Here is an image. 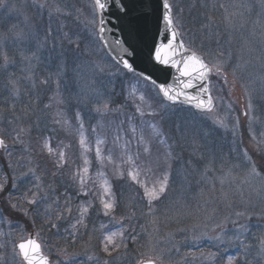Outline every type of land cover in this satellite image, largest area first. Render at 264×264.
Wrapping results in <instances>:
<instances>
[{"label":"rangeland","instance_id":"rangeland-1","mask_svg":"<svg viewBox=\"0 0 264 264\" xmlns=\"http://www.w3.org/2000/svg\"><path fill=\"white\" fill-rule=\"evenodd\" d=\"M18 1L23 4L4 0L5 6L0 7V13H13L18 22L16 26L10 25L13 27L10 28L12 32L8 36L9 45L5 46L6 42H4L3 47H0V53L6 52L15 61L6 70L0 69V127L6 133L9 132L17 125L14 116H23L25 106L33 101L31 107L34 109V114L30 112L20 121L21 126H32L30 136L24 137L29 151L23 150L24 145H17L11 149L13 155L9 158L2 150L0 176H7L10 182L14 174L19 175L20 172L27 171L28 167L38 165L37 174L41 176L44 188L51 186L53 189L47 193L49 202L58 199L63 206L65 200L70 198L73 208L71 216L66 213L64 220H54L59 225L57 229L43 224L44 205L42 204L41 217L36 219L35 225H32L30 218L19 217L21 226L25 223L29 225V230L24 231L22 235L26 238L29 231L42 232L39 239L45 242L46 252L50 254L52 264H65L66 255L59 251L60 248H66L68 255L78 254L72 261H68V264H79L81 261L102 264L106 259L110 260L111 264H137L139 260L153 255L150 251L153 246L163 251L162 264H226L229 255L237 257V264H264V256L258 255L259 250L255 251L259 247L260 239L264 238V187L255 182L251 185L244 183L245 169L239 166L237 155L228 153L232 146L236 152V144H240L241 141V148L244 146H247L249 150L253 148L250 127L257 138L260 137V133H264V101L259 100L261 91L264 90V43L260 36V25L264 24V4L261 0H198L194 8L193 3L187 0H177L178 7L183 9L184 30L181 38L186 46L198 50V47L213 41L216 50L223 51L228 57L225 69L228 85L222 86L220 78L211 77L217 89L213 94L223 97V100L216 101L217 111L225 118L228 127L213 128L209 124V127L204 129L209 132L208 136H198L193 133L185 140L181 138L177 129L184 125L186 118L190 116L181 111L170 109L164 113L163 120L159 117L154 121L148 117L144 118L162 127L163 132L171 137L169 143L172 144V156L165 165L170 173V184L166 197L157 205L154 214L158 221L156 224L151 223L153 215L148 214L146 202L140 199L142 190L129 180H120L115 176V164L120 163L124 152L123 145L131 136L130 131L128 135L124 134L120 122L125 121L123 129H129L130 124L126 117L133 116L132 125L137 126L136 135L139 136L141 133V118L135 114L132 100H126L133 82L119 76L105 75L99 78L102 79L107 92L104 99L110 103L112 109H118L104 117L90 112L91 105L87 101L82 102L84 100L82 94L88 91L90 77L77 76L75 67L77 64L88 61L100 62L103 58V52L98 51L100 44L92 46L90 37L84 30L89 0H48L49 4L58 5L62 11L71 10L72 16L67 17L62 15L49 17L48 10L37 11L32 7L33 0ZM241 3L248 6L247 10L232 6ZM221 4L226 6L229 13L245 12L246 23L243 28L239 26V18L234 21L235 27H226L224 19L226 9L221 8ZM76 9L80 10L78 19H74L77 16ZM18 15L21 16L20 20ZM209 17L213 23L210 28H205L203 26L208 23ZM257 20L260 24L256 23ZM60 25H66L65 31L72 29V37L79 38V49H75L74 46L70 49L67 41H63V47H61L60 36L57 35ZM49 29L56 36L55 47H53L52 38L49 37L47 45L39 48L37 59L31 61L22 59L20 53L23 51L25 55H31V52L36 51L37 41L43 42ZM18 31L34 34L35 38H30L24 43H16L12 35ZM199 51L207 53L203 50ZM77 52L81 56L80 60H76ZM0 64H3L2 55H0ZM10 77L19 81L18 98H14L10 89L6 87ZM45 79L48 83H41ZM95 87L99 88L100 84H96ZM137 88V95L140 93L145 95L143 106L145 111H148L147 105L154 103L147 97L143 84L138 85ZM246 89L252 92L253 99L257 101L254 112L250 114L251 123L249 117L243 115L248 102ZM151 95L154 96V93ZM53 97L61 103L57 104L54 99H51ZM137 103H140L138 99ZM46 104H50L51 107L46 109L44 107ZM229 105H231V111H229ZM58 109L69 121V124L63 128L52 123L53 114ZM77 112H80L83 117L86 142L90 148L87 152H84L79 144V125L75 119ZM237 120L239 126L235 128L236 136L233 137V124ZM9 121L12 123L9 124ZM196 123H199V119ZM93 127L97 129L96 132H92ZM118 134L121 139L116 142ZM218 134H221L220 138H217ZM46 137H51L53 148L58 145L61 147L68 145L65 149L68 164L64 168L56 169L53 163L54 158H49L47 153H40V141ZM97 138L104 140V144L100 147L105 156L112 155L114 164H108L105 161L102 166L97 161L95 155ZM8 143L11 147V139ZM151 149L152 156L143 158L142 166L144 167H147L148 161L155 160L158 149L164 151L167 145L161 146L154 140ZM130 151L132 154L137 152L135 142H132ZM140 151L142 152V148ZM27 157H31V164ZM85 157L90 161V175L96 181L95 187L91 182L89 183L93 193L87 196L78 195L79 183L74 184L72 181V174L84 167ZM168 165L170 168L167 167ZM152 166L155 167V164ZM124 167L127 168V165ZM206 168L210 171L206 172ZM100 171L105 172L107 179L113 185V191L119 201L114 215L125 228L128 237L125 241L127 248H120L118 252L112 254V257L101 251L100 241L106 233L102 225L112 228L110 224L114 226V222L110 217L103 215L99 199L94 194L102 182V178L97 175ZM221 177L224 179L223 185L220 183ZM31 186V182L25 183L20 191L23 192L25 188ZM222 192L228 194L231 208L226 207L221 196ZM86 201L92 202L89 214L85 218L87 227L78 225V231L73 237L71 233L75 230L71 228V225L75 223V217L79 215L76 208ZM165 209L168 211L165 212ZM236 212H243L245 215L236 217ZM210 216L213 217L212 220L207 219ZM225 216L238 219L239 224L246 226L248 231L236 239L237 227L230 221L223 223ZM215 223H222L225 232L221 233L218 229H214ZM42 224L43 227H41ZM205 224L207 228L204 227ZM194 225H196L195 228ZM205 232L207 237L193 239L194 235L200 236ZM59 235L65 238L60 245L56 240ZM217 235L221 237L220 240L208 239ZM20 236V228L12 227L7 222L0 223V243H7L6 249H0V255L6 257L5 264H13L10 255L12 244L8 241L18 240ZM133 236L136 238L135 241L132 239ZM241 241L252 245L246 255L243 251H237ZM209 253L214 256L208 258ZM89 256H93L94 259L89 260Z\"/></svg>","mask_w":264,"mask_h":264},{"label":"snow or ice","instance_id":"snow-or-ice-1","mask_svg":"<svg viewBox=\"0 0 264 264\" xmlns=\"http://www.w3.org/2000/svg\"><path fill=\"white\" fill-rule=\"evenodd\" d=\"M264 4V0H261ZM4 0H0V7H4ZM236 8L246 9L248 6L244 3L239 5H232ZM32 7L37 11L48 9L49 17L62 15L72 16L71 10H63L58 5H51L48 0H33ZM67 7V6H66ZM221 8L226 6L221 4ZM79 18L80 10H75ZM245 12H227L224 17L226 27H235L234 21L239 18L240 27L243 28L246 21L244 19ZM208 23L203 27L210 28L213 23L209 17ZM257 24L260 21L257 20ZM66 25H60L57 30V35L60 36L61 47L63 41H67L70 49L74 46L75 49L80 48L79 38L74 39L71 35L72 29L65 31ZM262 43H264V24L260 25ZM84 30L90 37V44H100L98 51L103 52L102 61H88L83 64H77L75 72L77 76L90 77L88 82V91L83 93L84 101H87L90 106V112L98 116L104 117L110 112H116L118 109H112L110 103L104 99L107 95L104 89L101 77L107 75L108 77L119 76L121 78L130 79L132 87L128 90L126 100L131 99L132 105L135 109V114L141 118L140 127L141 133H137V126L132 125L133 116H127L126 120L130 124L129 129H123L125 121L120 122L121 130L125 135L129 131L131 136L129 140L125 141L123 145L124 152L121 156L119 164H115V176L117 179L129 180L132 184L137 185L142 190L141 201L146 202L148 214L153 215L152 224H156L157 218L155 212L157 205L163 201L167 195L170 184V173L165 167L167 161L172 156V144L169 143L171 137L163 132L162 127L156 123L144 119L145 117L151 118L154 121L157 117L161 120L164 118V113L167 111H191L192 115L186 118L184 125L178 127L177 131L180 133L182 139H187L193 133L198 136H208L209 132L204 129L209 127L213 128H227L228 125L225 118L219 115L217 111V99L223 100V97L216 96L213 93L217 91L216 85L213 84L211 77L216 76L222 80V86L228 85V79L225 72L228 63V57L225 56L223 51H218L215 54L212 52H201L194 47L186 46V43L180 37L183 35V9L178 7L177 0H89L88 15L84 21ZM111 33L112 39L109 40L107 34ZM51 37L53 47L56 44V36H54L51 29L46 33L43 42L37 41L38 47L36 51L31 52V55H25L22 51L20 53L22 59L31 61L37 59V53L40 47L47 45L48 38ZM35 38L34 34H27L22 31L13 33L12 39L16 43H24ZM9 39L8 36L0 38V47H3L4 42ZM3 56V64H0V69L6 70L9 65L15 63L14 59L10 58L6 52L0 53ZM230 56V54H229ZM207 57V58H206ZM81 56L77 52L76 60H80ZM66 67V64H65ZM115 71H112V70ZM41 83L47 84L48 80L45 79ZM100 84L99 88L95 85ZM143 84L146 90L151 94L154 93V104L147 105L148 111H145L143 102L145 95L138 93L137 86ZM10 89L11 95L18 98L20 95L19 81L17 79H8L7 85ZM35 87V84H33ZM248 102L246 104L243 115L249 117L251 123V113L254 112V105L257 103L253 99L252 92L246 89ZM57 104L61 103L55 97ZM137 99L140 103H137ZM260 101H264V90L261 91L259 96ZM30 102L25 106L23 116H14L17 125L9 132L0 127V150H4L10 158L13 155L12 148L17 145H24L23 150L29 151L27 144H25L24 137L30 136L32 126L24 127L20 125V121L29 115L30 112L34 114ZM87 106V105H86ZM47 109L51 107L50 104L44 105ZM231 111V105L228 106ZM75 119L79 125L78 135L79 144L84 152L90 151L87 146L86 137L84 133V122L80 112L76 113ZM199 119V123L196 121ZM12 121H9L11 124ZM52 123L60 125L62 128L69 124L68 119L64 116L61 110H57L53 114ZM39 126L38 124L36 125ZM239 126L237 120L233 124V137L236 136L235 128ZM95 127L92 132H96ZM254 146L251 150L247 146L243 148L240 144H236L237 159L239 166L245 169L244 183L249 185L259 183L264 187V133L257 135L251 127L249 128ZM147 134V135H146ZM11 139V147L8 140ZM121 137L119 134L116 137V142H119ZM158 142L161 146L167 145L164 151L157 150L156 158L154 161H148L147 167L142 166V161L145 156H152L151 145L153 141ZM132 142L137 146V152L132 154L130 151ZM104 140L97 138L95 155L97 161L104 165L107 161L108 164H114L111 154L105 156L102 148ZM57 146L53 148L51 137L43 138L40 141V153H47L49 158H54L53 163L56 169H62L68 164V157L66 148ZM142 148V152L140 149ZM29 164L32 163L31 157H27ZM90 161L85 157L84 167L77 169L72 174L73 183H79L80 193L82 195H89L93 193V189L89 187L91 182L93 187L96 186V181L92 179L89 169ZM155 164V167L152 165ZM127 165V168L124 166ZM11 168V164H9ZM38 165L36 167H28L27 171L20 172L19 175H13L11 181L7 176H0V223L7 222L12 227H18L21 230V236L18 240L12 239L8 241L12 244V251L10 253L13 264H52L50 255L44 251L45 245L38 238L39 232L29 235L25 238L22 233L29 230L27 223L21 226L19 217L30 218L32 225H35L36 219L41 217V205L43 204V224H47L50 228H59V225L54 222L61 221L66 218L65 214L71 216L73 212L71 199L65 200L63 206L60 205L59 200H52L49 202L48 192L53 191L51 186L47 189L42 184V178L37 174ZM170 168V165L167 166ZM235 167V166H234ZM206 172L210 169H205ZM55 175V173H53ZM99 178L102 182L99 184L98 190L94 193L99 199L103 215L110 217L114 222V228H108L107 225H102L106 229L101 243V251L112 257L114 252H118L120 248H127L125 243L128 238L125 229L120 221L115 218V211L118 207L119 201L113 191V185L109 182L105 172L100 171ZM143 176V179L141 177ZM31 182L32 186L25 188L23 192L20 188L25 183ZM221 185L224 184V179L220 178ZM222 199L227 208H231V202L228 199V194L222 192ZM26 205V206H25ZM92 207L91 201H86L77 206L76 211L79 213L75 217V223L71 225L74 229L71 234L75 237L78 231L77 226L87 227L85 218L89 214V209ZM168 210L165 209V212ZM8 213V215H5ZM19 214L13 216L12 214ZM245 215L243 212H236L235 216L240 217ZM123 219V218H122ZM207 219L212 220L213 217ZM231 222L237 227L236 239L248 231V228L239 224L238 219H230V216H225L223 223ZM43 224L41 227H43ZM119 225V227H115ZM194 228L196 225L193 226ZM207 228V224L204 225ZM214 229H218L221 233L225 232L222 223H215ZM11 235V234H9ZM201 236L207 237V233H202L200 236H193L194 240H199ZM135 241V236L132 237ZM210 240H220L219 235L215 237H208ZM7 243H0V249H6ZM252 245L240 242V247L237 251H243L245 255L251 250ZM59 251L66 255L65 264L72 261L77 253L68 255L66 248H60ZM150 251L153 255L147 259H141L137 264H162L164 253L162 250H157L153 246ZM144 255L143 253L141 254ZM258 255L264 256V238L259 242ZM214 254L209 253L208 258H212ZM89 260L94 259L93 256L88 257ZM6 257L0 255V264H5ZM102 264H111L110 260H104ZM226 264H237V257L229 255Z\"/></svg>","mask_w":264,"mask_h":264},{"label":"trees","instance_id":"trees-1","mask_svg":"<svg viewBox=\"0 0 264 264\" xmlns=\"http://www.w3.org/2000/svg\"><path fill=\"white\" fill-rule=\"evenodd\" d=\"M187 1L193 3V8H194V4L197 5V3H198V0H187ZM208 43L209 44H206V45H204L202 47H198L199 48L198 50H203V51H206V52H209V51L210 52H214L216 50V47L213 46V41L212 42H208ZM145 92H146L147 97L154 103V99H153L154 96H152L147 90H145ZM181 112L183 114L187 115V116H191V114H192L190 111H181Z\"/></svg>","mask_w":264,"mask_h":264},{"label":"water","instance_id":"water-1","mask_svg":"<svg viewBox=\"0 0 264 264\" xmlns=\"http://www.w3.org/2000/svg\"><path fill=\"white\" fill-rule=\"evenodd\" d=\"M107 36H108V39H109V40L112 39V35H111V33L107 34Z\"/></svg>","mask_w":264,"mask_h":264}]
</instances>
